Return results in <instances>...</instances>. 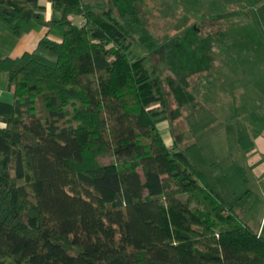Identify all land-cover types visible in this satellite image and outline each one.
I'll return each instance as SVG.
<instances>
[{"label": "trees", "instance_id": "16d2710c", "mask_svg": "<svg viewBox=\"0 0 264 264\" xmlns=\"http://www.w3.org/2000/svg\"><path fill=\"white\" fill-rule=\"evenodd\" d=\"M40 1L0 0V19L20 36ZM46 1L61 40L0 54L13 93L0 101V264H264L220 163L161 132L169 92L133 53L132 25L90 0Z\"/></svg>", "mask_w": 264, "mask_h": 264}, {"label": "rangeland", "instance_id": "374dc122", "mask_svg": "<svg viewBox=\"0 0 264 264\" xmlns=\"http://www.w3.org/2000/svg\"><path fill=\"white\" fill-rule=\"evenodd\" d=\"M256 3L90 0L89 8L111 7L132 25L133 53L150 56L149 66L158 68L169 92L168 119L159 124L167 142L179 147L198 142L210 161H218L215 173L227 200L259 231L264 229V153L255 145L264 137V25ZM245 30L254 33L251 44ZM251 151L257 165L248 159Z\"/></svg>", "mask_w": 264, "mask_h": 264}, {"label": "crops", "instance_id": "0c3cea01", "mask_svg": "<svg viewBox=\"0 0 264 264\" xmlns=\"http://www.w3.org/2000/svg\"><path fill=\"white\" fill-rule=\"evenodd\" d=\"M257 1L258 3H256V6L259 12L260 21L261 24L264 25V0ZM40 5L41 13L44 16L43 20L37 21L31 19L28 21H22L21 24L23 31L20 36L14 34L12 29L0 19V54L2 56L18 58L22 56L26 51H33L38 46L41 38H43L46 34H49L52 39L61 40L62 28L58 25H54L51 22L52 18H58V14L53 10V6L50 2L42 0L40 1ZM243 32L244 38L248 37V44H251L249 43L250 38L254 37V33L249 30H245ZM0 101H13V93L8 87V75L6 73H0ZM255 146L256 151L264 153V137L259 138L257 145ZM245 149L247 148L245 147ZM247 155L248 159H252L251 164L257 161L252 151ZM262 173L264 174V171L260 174L262 175ZM262 178V185L264 188V175ZM259 232L264 234L263 227H260Z\"/></svg>", "mask_w": 264, "mask_h": 264}]
</instances>
